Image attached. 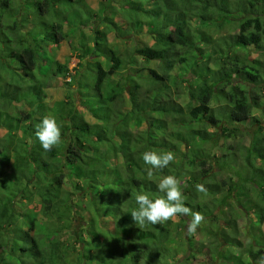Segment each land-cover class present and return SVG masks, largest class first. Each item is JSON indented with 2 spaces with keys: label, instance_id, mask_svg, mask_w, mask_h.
I'll return each mask as SVG.
<instances>
[{
  "label": "trees",
  "instance_id": "trees-1",
  "mask_svg": "<svg viewBox=\"0 0 264 264\" xmlns=\"http://www.w3.org/2000/svg\"><path fill=\"white\" fill-rule=\"evenodd\" d=\"M98 11L86 0H0V131L6 133L0 140V264L201 260L205 251L193 243L175 244L190 216L141 229L130 215L138 207L134 194L163 195L156 185L167 175L181 181L185 206L205 217L197 231L208 237L201 247L212 254L209 262L254 264L264 255V124L254 115H264V0H104ZM66 26L92 29L89 42L76 48L80 76L57 63L58 73L71 79L67 84L77 85L80 108L71 96L46 105L47 84L36 74L40 60L51 59L48 50L69 37ZM112 33L118 39L147 34L157 45L119 55L110 46ZM252 51L259 57L252 59ZM90 56L107 66L89 64ZM140 60L145 76L131 71ZM182 84L187 99H173L170 88ZM28 102L36 110L25 113L20 108ZM46 115L62 134L51 151L35 137ZM246 125L255 129L249 141L228 143ZM145 151H172L175 159L150 180ZM223 171L232 177L220 180ZM114 173L120 191L106 196V178ZM241 213L247 247L236 219Z\"/></svg>",
  "mask_w": 264,
  "mask_h": 264
},
{
  "label": "rangeland",
  "instance_id": "rangeland-1",
  "mask_svg": "<svg viewBox=\"0 0 264 264\" xmlns=\"http://www.w3.org/2000/svg\"><path fill=\"white\" fill-rule=\"evenodd\" d=\"M86 2L92 9H96V13H99L98 10L102 7L104 0H86ZM72 16H71V18L74 17V16L73 17ZM105 26L106 25L100 23L98 28L101 30H104L106 28ZM65 31H67V33H69L68 34L69 37L67 38V40L64 41L61 45H59L54 50H48L50 53L49 55H50L51 59H43V60L41 59L40 64H39L40 65V70H39L40 73H36V74L38 75V77H40V79H41L40 81L46 82V84H47V87L45 88V91H44L46 105L52 107L57 102L65 101L69 96H71L73 99V104H75L76 107L78 106L80 108V106H82V102H81V96L78 95L77 85L76 84H74V85L72 84V86L68 85L69 81L71 79L67 80L66 77H63L62 74L58 73L57 63L67 65L68 69L70 71H73L72 75L80 76V73H81L80 69L81 68H79V55L81 54V52H80V48H78V49H76V48L79 47L81 40H85V43H87V41L89 42V39L92 37V29H91V27L90 28L81 27V28H79V30H76L74 32L72 29H70L68 26H66ZM225 31H230V29L227 28ZM73 42H74L75 46H73V44H72ZM109 42H110L111 48L114 51H116V53L119 55L123 54V53H130L131 54L136 49H140V48L147 47V46L152 47L156 44V41L151 36H149L147 34L146 35H139L136 37L131 36L128 38L118 39V37L114 33H112L109 36ZM233 52L235 54H237L239 57L240 56L244 57L246 54L245 51L233 50ZM249 56L252 59H255V58L259 57V53L256 51H252L249 54ZM97 61H101L102 63H104L106 65L104 58H96L95 56H92V57L90 56L87 60V62L89 64H94ZM156 65L157 64H151L150 67L157 68ZM142 67H143V65H142V62L140 60L138 62V64L135 66V68H133V70H131V71H132V73H141L142 76H145L147 73L141 72ZM77 69L79 71H77L78 73L75 74ZM46 71H49V72H46ZM54 71H56V72H54ZM188 78L191 81L195 80L194 75H190V76H188ZM169 93L171 94V97L173 99L180 100V95H181L182 99H184V100L187 99V94H186L187 88L184 84H182L181 86H178V87L170 88ZM259 93H261V95L264 97V91L259 92ZM20 109H22L25 113H29L30 111L36 110V103L35 102H28L25 104L23 103L22 107ZM9 111L12 112L13 107H11L9 109ZM16 112H18V108H15L14 112H12V113H16ZM81 112L88 121H90L91 123H94V122L97 123V120L93 119L87 111L83 110ZM254 115L256 118L259 119V121H263L262 123L264 124V115H262L261 112L259 113V111H257V112H255ZM240 130H241V132L239 133V136L235 139H231L230 142H228V143H232L233 141H235V142L240 141V142L247 143L249 141V132H251V133L253 131L255 132L254 127H252L251 125L243 126V127H241ZM5 134H6L5 130L0 131V140ZM221 143H223V140L221 141ZM118 165H121V164H118ZM115 167H116V165H115ZM120 169H121V167H118L117 170H120ZM113 170H116V169H113ZM114 177L115 178L117 177L116 173H114L112 176L108 175L106 178V180L111 183L110 186H108V187L106 186L107 192H108L106 194V196H109V195L111 196L112 194H116V191H118V190L120 191V189H118L119 188L118 187V180L115 181ZM218 177L220 178V180H222V179H229V177H232V176H230L229 171L228 172L223 171ZM112 178H113V180H112ZM181 189H183V187ZM108 200H110V199H108ZM228 203H230L229 206H231L233 209L237 207L234 199L229 200ZM111 206H112V204L109 203L108 209L110 208L109 209L110 213L113 211V207H111ZM109 210H107V213H109ZM227 215H229V214H227ZM179 219H180V217L177 216L175 221L178 222ZM236 219H237L238 226L242 231L241 240L243 241L244 246H246V243L248 241L246 236L244 235V233H245L244 227H245V224L247 223L246 215L244 213H241V215L236 216ZM97 220L99 223L98 218H97ZM209 221H207V222H209ZM221 223L225 224L224 221H222ZM75 224L77 226H80L82 224L81 217L76 218ZM77 226H75L74 230H71V231H73V233H77L76 232ZM62 238H63L65 245H67L66 244L67 242H70V237L68 235V231L62 234ZM179 239H182L184 241V243L186 244L185 247H187V245H189V243H193L194 247H199V249H202L205 251L202 256H199V259H201V260L191 261L189 264H201L202 260L205 262V264L210 263L209 260L211 258H213L212 254L210 252H208L205 248L201 247V243L203 242V239H208L207 236L199 233L198 231H196V233L193 235H189L187 233L183 234V235L179 234V238H176L175 244L181 241ZM205 241L206 240H204V242ZM108 242H111V241H108ZM66 248H68V251H71L70 246H67ZM184 248H181V249H184ZM194 249H196V248H194ZM190 251H192V249ZM181 253L183 255H185L184 250H182ZM71 254L73 255L74 253L72 252V253H69L68 255L71 256ZM115 255H116V252H115ZM102 257L106 258L107 263H109V261L112 260V258L107 253L105 255H103ZM216 264H218V263H216Z\"/></svg>",
  "mask_w": 264,
  "mask_h": 264
},
{
  "label": "clouds",
  "instance_id": "clouds-1",
  "mask_svg": "<svg viewBox=\"0 0 264 264\" xmlns=\"http://www.w3.org/2000/svg\"><path fill=\"white\" fill-rule=\"evenodd\" d=\"M61 128L56 119L51 116H44L36 125L35 137L39 141L44 151H51L61 143ZM175 159L172 151H145L142 153V160L148 179H152L158 170L169 166ZM157 190L163 195L151 199L143 192L134 194L135 202L138 206L132 210L130 215L138 227L142 229L145 224L159 225L170 220H175L178 215L191 217L187 225V233L193 235L204 221L205 217L199 211H193L185 206L183 193L181 191V181L174 175L161 177L157 182ZM198 193H206L204 184H197ZM132 195V194H131ZM255 264H264V255L258 257Z\"/></svg>",
  "mask_w": 264,
  "mask_h": 264
}]
</instances>
